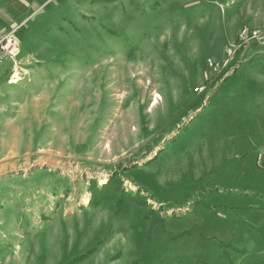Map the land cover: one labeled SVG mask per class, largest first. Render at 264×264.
<instances>
[{
    "label": "rangeland",
    "instance_id": "374dc122",
    "mask_svg": "<svg viewBox=\"0 0 264 264\" xmlns=\"http://www.w3.org/2000/svg\"><path fill=\"white\" fill-rule=\"evenodd\" d=\"M23 9L0 82V264H264L242 236L257 222L234 217L264 213V0Z\"/></svg>",
    "mask_w": 264,
    "mask_h": 264
},
{
    "label": "crops",
    "instance_id": "0c3cea01",
    "mask_svg": "<svg viewBox=\"0 0 264 264\" xmlns=\"http://www.w3.org/2000/svg\"><path fill=\"white\" fill-rule=\"evenodd\" d=\"M26 5V0H2V2L0 3V38L7 32L9 31H14L13 29V23H14V19L16 18L17 14H20L21 12L24 11V7ZM15 32V31H14ZM10 60H6L1 66H0V82H6L7 84L10 83V78H7L6 76V69H7V64ZM6 64V65H5ZM11 77V75H10ZM20 81H18L17 83V88H15V90H18V85L21 84L19 83ZM7 87L1 89L0 87V96L3 95L4 93H6L8 91V89H6ZM14 90V89H11ZM1 99V98H0ZM247 156L243 157V159L245 160ZM253 159L255 160V158L253 157ZM243 160V165H246V163ZM255 162V161H254ZM241 164V165H242ZM252 204V205H250ZM247 205H249L251 208H253L255 211H259L261 212L263 206L260 202L257 201H253V203H248ZM245 216L248 219L247 221H254L257 222V226H259V230H255L254 233H250V230L248 231H244L243 232V237H256L260 240V242H262L264 244V229L261 227L264 224V213H256V214H252V215H235L234 217H242ZM235 221H237V219H235ZM218 234V233H217ZM221 235V234H220ZM215 236V235H213ZM222 238H224L225 241L230 242L231 239V235H226V232L223 233L221 235ZM228 237V238H227Z\"/></svg>",
    "mask_w": 264,
    "mask_h": 264
},
{
    "label": "built area",
    "instance_id": "2783aa9c",
    "mask_svg": "<svg viewBox=\"0 0 264 264\" xmlns=\"http://www.w3.org/2000/svg\"><path fill=\"white\" fill-rule=\"evenodd\" d=\"M253 36L257 34L256 31L252 32ZM251 37V33H248L243 30L241 33V38H249ZM19 41L14 36L13 31H9L5 33L0 38V66L6 61V60H14L18 54H19ZM14 75H11V77ZM264 155V152H260L258 154V159L261 158Z\"/></svg>",
    "mask_w": 264,
    "mask_h": 264
},
{
    "label": "trees",
    "instance_id": "16d2710c",
    "mask_svg": "<svg viewBox=\"0 0 264 264\" xmlns=\"http://www.w3.org/2000/svg\"><path fill=\"white\" fill-rule=\"evenodd\" d=\"M260 125L264 126V123L263 122H260Z\"/></svg>",
    "mask_w": 264,
    "mask_h": 264
}]
</instances>
